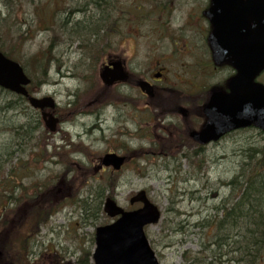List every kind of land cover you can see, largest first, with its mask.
Returning a JSON list of instances; mask_svg holds the SVG:
<instances>
[{
  "label": "rangeland",
  "instance_id": "374dc122",
  "mask_svg": "<svg viewBox=\"0 0 264 264\" xmlns=\"http://www.w3.org/2000/svg\"><path fill=\"white\" fill-rule=\"evenodd\" d=\"M121 1L131 9L137 4H150L160 0ZM83 4L85 2H79V5ZM0 10H2L1 6ZM126 10L131 12L129 9ZM80 16L74 15L73 20L83 21L80 22L81 28H85V18ZM139 21L142 23L141 20ZM139 21L123 26L120 32L122 35L139 33L137 50L140 54H145L146 41L142 37L147 30ZM178 24H180L178 20L171 22V26ZM173 34L171 33L170 36ZM149 43H151L150 52L162 56L167 55L172 42L155 38ZM45 47L44 37L40 35L28 45V55L35 54ZM75 50V47H62L54 53L60 67L55 64L50 68L51 82L37 93L39 97L51 96L59 106L75 101L72 100L69 92L75 95L78 90L83 89L79 80L70 77L81 58ZM76 61L77 64L71 66ZM26 72L30 75L28 70ZM65 75L68 77H64ZM261 81L264 83V74ZM133 96L137 97V92H134ZM11 99L10 93L0 91V126L12 128L28 123L26 126L30 135L20 136L16 141L15 136L0 131V180L6 178L13 168L11 177H28L31 185L27 187L37 185L44 191H49L50 188H55L57 192L62 190L59 195V206L62 209L55 213L49 223L41 227L38 232L37 246L33 250L36 257L44 254L48 263L79 264V259L85 256L84 252L94 251V232L98 227L111 222L103 212V204L111 191L105 187L107 183L103 185V176L91 181V176L88 174L91 166L87 165L90 162L95 167L97 156L102 155L101 153L109 150L121 153L126 147H129V151L142 150L139 147H143L146 151L135 154L137 159L123 170L120 180L115 179L118 184L114 199L120 206L128 209L130 199L140 191L146 190L154 204L161 209L163 215L160 223L146 228V234L160 264H185V255L197 256L202 251H204L203 256L208 257L211 254L208 251L210 248L216 255L219 253V250L212 246L213 228L206 227V221L214 218L215 208L229 194L227 184L235 177L237 165L242 161L243 146V149L264 146L262 136L256 131L239 133L224 140L218 147L210 148L209 151H198L195 156V159L200 161L198 167L201 170L198 171L197 167L192 166L187 159L179 158L180 155L165 157L160 156L161 153H153L150 148L151 138L161 135L166 138L169 135H164L158 127L162 123L150 121L148 112L138 111L139 106L133 107L132 120L127 125L129 132L127 135L123 134L124 123L120 121V114L113 108L109 109L104 115V120L100 122L97 121V110L82 118L81 115L76 120L72 119L70 124L60 127L62 133H56L52 138V134L50 136L45 132L47 130L44 124L41 121L39 124L37 115L32 110L21 113L6 112L1 108ZM76 105L82 113L87 110L79 106V102ZM67 131L76 135L86 134V140L91 141L95 135L98 139L93 143L94 151L80 150L85 157L74 156L76 159L79 158V164L72 162L73 154L69 152V147L68 150L55 153L62 164H67L64 170L62 165L46 163L40 155L43 153V149L40 148L43 147L38 146H43L47 140V144L52 146L54 143L57 146H66L63 145L66 141H62V138ZM172 137L176 140L179 138L178 135ZM47 151L51 154L50 146L47 147ZM196 151L191 149L190 152H185L193 155ZM63 179L68 182L81 179L82 186H76L77 191H70L71 186L64 185ZM28 182L26 179L24 184H29ZM17 196H20V191H17ZM100 206L101 208L98 209ZM225 261L226 259H223V262Z\"/></svg>",
  "mask_w": 264,
  "mask_h": 264
},
{
  "label": "flooded vegetation",
  "instance_id": "af4514ba",
  "mask_svg": "<svg viewBox=\"0 0 264 264\" xmlns=\"http://www.w3.org/2000/svg\"><path fill=\"white\" fill-rule=\"evenodd\" d=\"M213 5L214 0H160L139 9L142 23L137 19L136 21L145 25L144 28L147 30L142 37L146 41L145 54H140L137 50L139 33L117 34L115 4L111 3L108 9L92 10L103 25L101 32L94 36L100 53L99 73H102L105 67L112 68L114 64L119 63L129 75L128 81L108 86L103 83L99 74L100 81L92 90L93 100H97L94 101L97 119L104 120V115L109 109L114 108L120 114V121L124 123L123 134L127 135L129 133L127 125L132 120L131 115L134 112L132 102L136 100L139 101L138 104H142L145 112L162 122L161 130L164 135H171L170 131H175L182 136L180 140L184 141V147L200 152L218 147L224 140L244 132L245 130H239L229 133L220 141L206 145L190 139L193 132H200L205 127L206 109L212 95L217 92L230 94L229 83L236 75L230 59L222 63L214 61L213 38L216 48L222 55L225 54L226 48L221 36H213L217 29L211 18ZM88 13L87 10L78 12L80 17H86ZM220 14L221 10L215 8L213 16L218 18ZM119 17L123 22L127 19L131 21L130 18L122 19L121 13ZM173 20H178L180 24L171 26ZM171 33L174 34L170 36ZM155 38L172 42L167 55L156 56L150 52L149 41ZM140 81L146 82L152 88L153 98L141 92L138 87ZM134 92H137V97L133 96ZM49 146L53 153V146L47 145L45 162L62 165L65 169L66 165L60 162L57 155L53 157L49 155L47 151ZM114 152L109 150L106 154ZM99 164L98 161L97 168ZM11 179L13 182L16 181L15 193L17 190L22 195L21 185L26 179L28 181V177ZM62 182L64 185L67 184L64 179ZM53 190L55 188H50V193ZM50 193L42 197L49 199V196L52 197ZM61 193L62 190L56 191L57 199L53 203L55 206L60 204ZM42 197L34 203L22 199L24 202L22 204L16 202L18 207L12 210L0 209V264H49L45 257L38 258L33 252L37 245L33 209L37 203L45 206ZM7 212L9 213L7 217L2 216Z\"/></svg>",
  "mask_w": 264,
  "mask_h": 264
},
{
  "label": "trees",
  "instance_id": "16d2710c",
  "mask_svg": "<svg viewBox=\"0 0 264 264\" xmlns=\"http://www.w3.org/2000/svg\"><path fill=\"white\" fill-rule=\"evenodd\" d=\"M79 2H85L79 5ZM115 2L117 10L122 7L121 0H0V51L9 58L21 62L25 70L30 72L32 85L29 93H37L41 83L47 79L50 68L58 65V58L54 53L62 47L74 48L82 52L85 64H96L100 56L95 45V34L101 32L103 27L98 15L92 10L107 9ZM68 3V6L65 5ZM68 7L69 13L89 11L85 18V28H81L83 21H75L73 17L66 16L64 11ZM6 14V16H3ZM92 20V22H90ZM117 16V27L119 26ZM42 35L46 47L41 51L28 55V45L31 41ZM93 69L80 68L79 76L86 75L92 83L94 81ZM90 97L82 100L84 104L90 103ZM6 112L20 111L24 113L30 107L27 99L12 95V99L1 107ZM59 111H57L58 113ZM38 121L39 117L37 116ZM28 123L19 127L9 128L0 126L11 136H29ZM47 133V131H45ZM45 134V133H44ZM18 141V140H16ZM67 144L70 145L69 142ZM71 149L80 151L79 147L71 145ZM70 149V150H71ZM69 150V152H70ZM240 172L228 184L229 194L222 199L215 208L216 217L213 224V244L219 253L210 251L208 257L202 254L194 256L185 255V264H262L264 263V153L259 148L242 149ZM133 153L138 154L137 150ZM193 164V162H192ZM13 168L7 177L13 173ZM89 175L94 170L89 168ZM117 181H110L105 185L113 197ZM98 207V209H100ZM38 218H42L43 211L36 209ZM179 214V211H177ZM225 253H222L224 252ZM204 253V251H202ZM85 256L78 261L79 264H92L91 252H84ZM203 257H202V256ZM223 259H226L223 262Z\"/></svg>",
  "mask_w": 264,
  "mask_h": 264
},
{
  "label": "water",
  "instance_id": "95a60500",
  "mask_svg": "<svg viewBox=\"0 0 264 264\" xmlns=\"http://www.w3.org/2000/svg\"><path fill=\"white\" fill-rule=\"evenodd\" d=\"M221 10L218 18L212 16L217 26L224 29L226 42L235 49L233 65L238 75L232 80L231 95L215 94L207 109L209 123L207 128L194 138L201 143L218 140L224 134L256 125L264 131V86L254 80L264 72V0H214ZM213 5V10H214ZM234 28V35L230 31ZM238 30L243 31L245 51L237 53L240 43ZM217 60V54H215ZM102 78L108 84L124 81L127 76L122 69L105 70ZM31 80L20 64L8 59L0 52V87L17 95L27 97L31 106L44 111L54 110L52 98L30 97L26 87ZM143 91L149 90L141 84ZM150 95H153L152 93ZM219 110V111H216ZM46 127L55 132L59 123L52 113L43 114ZM103 165L120 170L125 158L107 155ZM142 203L139 210L126 212L112 199L105 204V212L112 218L119 217L113 224L99 228L96 233V249L93 255L95 264H159L149 245L144 228L157 224L161 218L159 209L152 204L146 192H140L131 204Z\"/></svg>",
  "mask_w": 264,
  "mask_h": 264
},
{
  "label": "bare ground",
  "instance_id": "6f19581e",
  "mask_svg": "<svg viewBox=\"0 0 264 264\" xmlns=\"http://www.w3.org/2000/svg\"><path fill=\"white\" fill-rule=\"evenodd\" d=\"M113 4H115V2H112ZM116 5V4H115ZM110 6H107V9L109 8ZM77 64V61L75 63H73L71 66ZM67 65V64H66ZM79 72H80V69H76L74 72L71 73L70 77H73V78H76L78 80V76H79ZM50 73V72H49ZM64 77H68L67 75H65ZM51 82V78H50V74H48L47 76V79L44 80L42 83H41V88L47 84H50ZM69 95L70 97L72 98V100H75L73 102H69L67 103L66 105L64 106H60L59 108V115H60V119H61V122L63 123V125L65 124H70L71 120L72 119H77L78 117H80L81 115V118L84 117L86 114L88 113H92L94 109L91 108L90 111H83L82 113V110L80 108H78V106L76 105V103L78 102V100L80 99V90H78L76 92L75 95L71 94L69 92ZM70 98V100H71ZM25 110V112L27 113V109H23ZM100 122V119L98 118V120ZM98 122V123H99ZM39 124H40V121H39ZM105 125V128H106V124L104 123ZM85 136L86 134H74L72 132H65V135L63 137V141H66V142H69L70 143V146L71 145H74L75 147H79L80 150H84V151H94V148H93V143L95 141H97L98 139V136H93L91 138V141L90 140H86L85 139ZM16 138V140H18L19 138L17 137H14ZM75 140V141H73ZM69 145V144H68ZM249 148V147H247ZM251 148H254V147H251ZM76 150V149H75ZM238 169L236 171V175H238V173L240 172V162L238 163L237 165ZM235 175V176H236ZM215 217H216V214L214 216L213 219H209L206 221L207 225H205L206 227H210V228H213V224H212V221L215 220Z\"/></svg>",
  "mask_w": 264,
  "mask_h": 264
}]
</instances>
